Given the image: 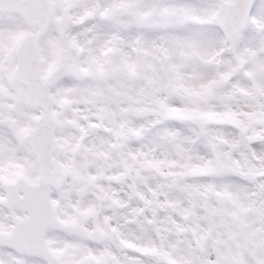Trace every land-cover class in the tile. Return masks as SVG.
<instances>
[{"label": "snow or ice", "instance_id": "snow-or-ice-1", "mask_svg": "<svg viewBox=\"0 0 264 264\" xmlns=\"http://www.w3.org/2000/svg\"><path fill=\"white\" fill-rule=\"evenodd\" d=\"M0 264H264V0H0Z\"/></svg>", "mask_w": 264, "mask_h": 264}]
</instances>
